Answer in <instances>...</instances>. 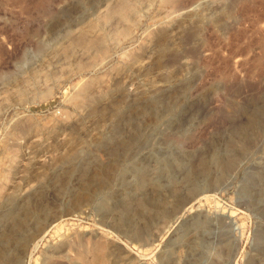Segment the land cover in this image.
<instances>
[{"label": "rangeland", "instance_id": "obj_1", "mask_svg": "<svg viewBox=\"0 0 264 264\" xmlns=\"http://www.w3.org/2000/svg\"><path fill=\"white\" fill-rule=\"evenodd\" d=\"M64 248L264 264V0H0V264Z\"/></svg>", "mask_w": 264, "mask_h": 264}, {"label": "bare ground", "instance_id": "obj_2", "mask_svg": "<svg viewBox=\"0 0 264 264\" xmlns=\"http://www.w3.org/2000/svg\"><path fill=\"white\" fill-rule=\"evenodd\" d=\"M75 237V236H74ZM74 239V238H73ZM72 239V240H73ZM63 240V239H62ZM65 240V239H64ZM75 240V239H74ZM70 251L67 250V248H64L62 250V256L66 259V261L69 264H79V262H81L82 264H95L94 258L91 256H84V255H80V256H73L71 253H69ZM97 264V263H96Z\"/></svg>", "mask_w": 264, "mask_h": 264}]
</instances>
